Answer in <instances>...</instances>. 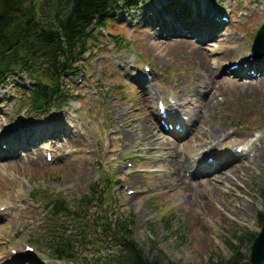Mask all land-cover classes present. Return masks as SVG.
Returning <instances> with one entry per match:
<instances>
[{
  "label": "rangeland",
  "instance_id": "374dc122",
  "mask_svg": "<svg viewBox=\"0 0 264 264\" xmlns=\"http://www.w3.org/2000/svg\"><path fill=\"white\" fill-rule=\"evenodd\" d=\"M204 1L216 7L212 13L218 14V20L228 17L220 30H223L226 38L219 39L218 36L211 39L206 49L214 60L218 57L217 53L226 48L233 49L237 57L230 61L225 58L222 62L225 71L218 74L215 82L222 79L239 80V72H236L237 76L230 73V67L238 65L241 60L247 65L252 57L253 37L264 23V0ZM147 5L149 18L142 22L135 14L140 7ZM171 5V12H181L182 4ZM158 10L161 13L158 14ZM171 12L161 6L160 0H146L137 9L114 12L111 15L113 22L107 24V29L98 31L95 40L89 41L90 53L81 57L77 75L65 76L67 91L75 96L74 100L63 109L52 110L45 117L32 111L27 113L22 108L24 89L31 85V80L25 75L11 77L0 86V149L6 146L2 140L4 136L13 138L15 135L14 127L25 130L49 128V123L55 120L54 135L43 139L35 147L40 151L42 164L24 165L18 162L16 168L6 170L2 168L5 160L0 152V215H3L0 218V260L8 254L15 257L13 254L21 251L26 254L22 256V264H78L54 259L47 247L52 236H48L51 229L61 225L75 228L77 222L49 218L44 208L55 198L72 210L80 207L84 198L90 196L91 186L95 183L102 184L106 194L103 205L98 204L96 208H92L91 201L85 199L94 216L101 215L105 210L111 221L126 218L131 225L128 239L149 259L161 253L176 264H209L219 258L228 259L232 251L227 243L235 241L242 232L259 233L258 224L264 218V163L257 164L237 183L236 187L241 189L244 199L234 198L228 203L233 216L227 219L214 216L210 211L208 214L205 206L196 207L200 203L198 193L201 191L209 197L211 195L214 206L218 207L221 201L218 193L207 191L202 183L203 178L192 181L189 173L185 172L187 181L201 186L192 190L191 195L178 198L171 186L152 191L166 180L155 166L162 154L153 150L143 155V152H147L146 146L139 139H132V124L146 121L149 125L152 122L153 127H161L156 116L149 118V112L157 114V101L171 102L173 90L176 89L172 84L175 78L182 81L190 74L191 66L186 65L188 60L184 59V54H179L166 44L156 48L151 42L152 38L166 40L162 33ZM198 41L197 37L194 43ZM184 49L195 51L193 48ZM260 57L264 60V54ZM144 68H148V72H144ZM250 72L264 79V65L261 74L248 67L245 73ZM262 85L264 87V83ZM151 87L158 95L145 102L140 94ZM233 93H236V97L243 95L241 91ZM200 106L206 117L216 111L211 106ZM131 111L135 116H129ZM213 117L218 124L230 126L228 134L231 137L225 138L224 143L235 146L237 154L244 149V145L234 143V129L240 130L242 135L249 131V139L259 147L264 146L262 91H259L255 106L246 104L239 113H233L229 106L222 105L221 112ZM61 128L66 135L73 134L71 145L63 144L68 137L60 134L58 130ZM160 133L164 134L162 130ZM188 136L175 146L177 153L185 152ZM258 138L263 140L259 143ZM46 153L52 155L51 162L46 160ZM18 154L20 158L24 157V154ZM194 160L198 161V158ZM82 172L85 173L82 175ZM133 197L136 199H131ZM214 206L219 213V208ZM197 208L203 214L197 215ZM193 215H197L194 220ZM99 224L100 220H96L91 232H99ZM116 235L123 236L118 231ZM91 242L78 247L79 264H90L96 257L111 252L108 249L111 242L103 237L91 238ZM26 246H32L34 251L27 254ZM249 249L250 244L245 242L242 254H249Z\"/></svg>",
  "mask_w": 264,
  "mask_h": 264
},
{
  "label": "bare ground",
  "instance_id": "6f19581e",
  "mask_svg": "<svg viewBox=\"0 0 264 264\" xmlns=\"http://www.w3.org/2000/svg\"><path fill=\"white\" fill-rule=\"evenodd\" d=\"M160 2L161 6L163 5L170 12L171 4H182L180 13L172 11L170 18L165 20V28L162 34L166 40L159 41L152 38L151 42L156 48H161L165 44V46L168 45L175 48L176 52L185 55L184 59L188 60L186 65L191 66L190 74L186 76L185 80L181 81L179 78H175L172 83L176 88L173 90V99L169 103H164L166 109L164 120L172 123L173 127L177 124L180 125L183 132H166L162 127L156 125L153 127L152 122L149 125L146 121H135L132 124L134 132L131 137L134 141L139 139L144 142L147 152H143V155L150 154L153 150H158L162 154L160 156L161 159L155 162V166L159 168L158 171L162 174L161 177L166 180L156 186L152 190L153 192L171 186L174 188L173 191L178 198L179 196L191 195L192 190H197L201 187L191 182L197 178H203L202 183L207 188V191L211 194L218 193L221 201L218 207L214 206L211 203V195L209 197V195L201 191L198 193L200 203L196 207L205 206L208 214L213 212L214 216L227 219L233 216L231 214L232 207L228 203L234 198L244 199V196L241 195L243 192L236 187L237 183L241 182L245 174L257 164L264 163V146L259 147L255 142H252L249 139L251 134L249 131L242 135L240 130L234 129L232 131L235 139L234 143L244 145L241 153L237 154L234 149L235 146L224 143L225 138L231 137L228 134L230 126L218 124L213 116L221 112L222 105L229 106L233 113H239L246 104L255 106L259 91L264 94L262 85L264 79L261 78L262 76H251L245 73V70L250 66V69L254 68L257 74H261L264 60L262 57H260L261 59H252L246 66H243L244 62L241 60L239 61L240 68L236 71H230L236 76V72H239V80L231 79L229 81L222 79L215 82L218 74L225 71L222 68V62L225 58H229L230 61L231 58L235 57L236 53L233 49L227 50L228 48H226L220 54L217 53L218 57L214 60V56L206 49L208 46L207 42L211 39H216L218 36H220L219 39L226 38V35L222 33L223 30L220 31L224 28L225 23L216 18L218 14L212 13V11L215 12L216 7L204 0H192L190 2L189 0H160ZM139 10L135 15L142 22H146L149 18L148 5L140 7ZM157 13L161 12L158 10ZM197 37L200 41L194 43ZM184 48H193L195 51L190 52ZM182 64L184 65V63ZM233 91H241L243 95L236 97V93H233ZM157 95L158 92L151 87L149 90L144 89L140 97L147 102ZM201 100L202 102L200 103ZM157 104L158 101L156 102ZM200 104L215 108V113L206 117L201 112ZM129 116H135V113L131 111ZM149 116V118L156 116V118L163 119L158 114V111L157 114L150 111ZM54 124L55 120L52 119L49 123V128L25 130L20 127H14L15 135H13V138H9L6 135L2 139L3 144L6 145L5 148L0 149L5 160L2 168L12 170L16 168L15 164L18 162L24 165L32 163L42 164L40 151L35 147L43 139L54 135V132H52L54 131ZM160 130H163L164 134L168 136L161 134ZM58 131L68 137L63 144L66 146L71 145L73 142L71 135L73 134L69 133V135H66L63 128ZM172 131L178 130L173 128ZM186 135H189L188 140L186 139L187 141L185 142L187 148L184 149L185 152L183 154L177 153L174 150L175 146ZM262 140L263 138H258L257 142L260 143ZM56 145L60 144L56 143ZM18 153L24 154V157L20 158ZM195 157L198 158V161L194 160ZM208 158L212 160L209 161ZM185 172L189 173L192 178L191 182H189V179V181L186 180ZM84 173L82 172V175ZM213 173L215 174L210 176ZM244 193H247V191ZM131 199L136 198L133 197ZM213 206L219 208V213L215 211ZM197 209V215L203 214V211L199 210V208ZM197 215H193L192 220ZM2 217L3 215H0V218ZM8 223L12 222L9 221ZM16 254L15 257L10 254L4 255L0 260V264H22L24 262L22 256L26 254L21 251Z\"/></svg>",
  "mask_w": 264,
  "mask_h": 264
},
{
  "label": "trees",
  "instance_id": "16d2710c",
  "mask_svg": "<svg viewBox=\"0 0 264 264\" xmlns=\"http://www.w3.org/2000/svg\"><path fill=\"white\" fill-rule=\"evenodd\" d=\"M144 1L0 0V86L23 74L31 80L29 88L24 89L23 110L44 117L53 109L60 110L73 99L66 90L65 76L77 75V65L82 63L80 59L88 51L89 41L95 40V31L113 22L111 15L122 6L133 10ZM105 194L102 186L95 183L80 207L72 210L56 198L45 205L49 218L77 222L75 228L61 225L49 231L48 236H52L47 247L54 259L79 264L78 247L92 243L91 238L103 237L111 242V252L96 257L90 264H176L161 253L151 259L144 256L128 239L131 225L126 218H116L114 223L105 210L94 216L91 209L103 205ZM85 199L91 201L92 208ZM96 220H100L99 232L93 233ZM263 224L264 218L260 228ZM117 231L123 236L118 237ZM256 235L242 232L235 241L227 243L232 251L228 259L219 258L209 264H249V255L241 250L245 242L251 245Z\"/></svg>",
  "mask_w": 264,
  "mask_h": 264
},
{
  "label": "water",
  "instance_id": "95a60500",
  "mask_svg": "<svg viewBox=\"0 0 264 264\" xmlns=\"http://www.w3.org/2000/svg\"><path fill=\"white\" fill-rule=\"evenodd\" d=\"M252 54L259 58L264 53V24L257 31L252 44ZM250 264H263L264 262V226L255 237L249 256Z\"/></svg>",
  "mask_w": 264,
  "mask_h": 264
}]
</instances>
